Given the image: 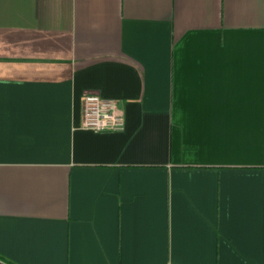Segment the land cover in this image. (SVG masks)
<instances>
[{"label":"crops","instance_id":"0c3cea01","mask_svg":"<svg viewBox=\"0 0 264 264\" xmlns=\"http://www.w3.org/2000/svg\"><path fill=\"white\" fill-rule=\"evenodd\" d=\"M168 263L264 264V0H0V264Z\"/></svg>","mask_w":264,"mask_h":264},{"label":"built area","instance_id":"2783aa9c","mask_svg":"<svg viewBox=\"0 0 264 264\" xmlns=\"http://www.w3.org/2000/svg\"><path fill=\"white\" fill-rule=\"evenodd\" d=\"M82 126L95 133L121 132L126 128V119L117 101L91 92L84 97Z\"/></svg>","mask_w":264,"mask_h":264}]
</instances>
